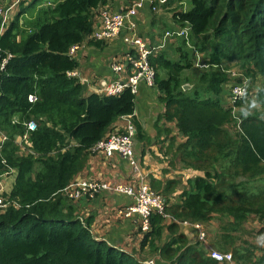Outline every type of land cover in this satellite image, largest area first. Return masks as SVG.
Listing matches in <instances>:
<instances>
[{
	"label": "trees",
	"instance_id": "16d2710c",
	"mask_svg": "<svg viewBox=\"0 0 264 264\" xmlns=\"http://www.w3.org/2000/svg\"><path fill=\"white\" fill-rule=\"evenodd\" d=\"M110 1L57 0L27 16L38 0H22L0 34V136H8L0 140V174L16 171L12 190L4 194L12 204L0 210V264H147L151 258H137L96 237L95 216L77 214L62 191L89 165L97 153L93 147L113 124L135 112L130 88L119 95L87 94L80 79L70 75L80 65L70 47L88 39L95 10ZM168 1L169 6L189 2L188 9L177 4L169 11L176 25L191 30L188 38L174 37L179 58L169 56L167 48L150 57L165 105L156 123L162 118L175 123L184 137L177 146L180 161L202 174L188 178L174 202L176 180L152 177L151 187L163 192L167 212L179 221L218 219L219 227L209 235L213 248L232 252L238 264H264V247L249 238L246 226L253 215L264 219V115L255 109L234 116L244 98L226 104L230 83L264 78V0ZM88 41L97 48L106 45ZM201 55L203 66H196ZM232 63L240 76L228 73ZM31 94L37 101H29ZM258 98L264 106V87ZM30 119L38 128L30 133L32 153L23 154L15 140ZM136 127L137 137L146 139ZM165 130L160 143L164 147L169 141L172 148L175 130ZM150 224L140 248L151 251L158 264H216L178 224L166 223L158 213L151 214ZM257 234L263 240L264 228Z\"/></svg>",
	"mask_w": 264,
	"mask_h": 264
},
{
	"label": "built area",
	"instance_id": "2783aa9c",
	"mask_svg": "<svg viewBox=\"0 0 264 264\" xmlns=\"http://www.w3.org/2000/svg\"><path fill=\"white\" fill-rule=\"evenodd\" d=\"M21 1L13 0L11 2L10 0H6V3H9L7 6L0 5V34L10 23L12 12ZM155 1L158 2L157 5ZM167 2L168 0H136L127 5V8L120 11L114 10L111 5L100 6L95 10L94 30L88 39L108 42L122 36L127 48L125 56L112 58L110 68L114 74V78L103 80L96 88V93L119 95L125 89L130 88L137 95L141 84H145L148 88L156 87V70L151 64L150 57L164 49L167 39L174 37L188 38L191 29L189 26H178L172 30H167L164 34V39L160 43L149 44L145 36L139 32L136 16L146 6H151V8L156 10ZM85 41L72 45L69 49V55L75 57L78 51L83 48ZM11 55L8 54L3 58L1 68L6 66ZM199 60L200 58H197V63ZM248 89L247 80H244L242 84L233 85L231 92L227 96L228 102H230L228 105H234L237 100L246 97L249 94L247 93ZM37 99L36 95H29L30 102H35ZM238 121L240 123L239 119ZM25 124L27 131L17 136L15 143L21 150L19 152L30 154L32 153V150L29 149L30 133L38 128V124L35 119H30ZM6 139H8V136L1 134V141L4 142ZM137 141L134 115L122 116L118 122L113 124L106 137L97 142L93 150L102 153L106 158H110L117 153L127 160L132 167L133 180L123 183L118 180H106L95 177L73 179L62 190L66 197L72 200L73 203H76L84 197L96 198L102 192L126 194L131 196L134 201L128 207L116 208V214L121 218H132L138 215L141 220L140 229L142 234L151 228V214L158 213L168 223H176L180 228H192L195 232L192 242L199 243L216 264H238L232 252H222L212 247L209 233L206 231L203 223L179 221L167 212L165 196L151 187L149 183L150 179L143 171L142 162L135 153ZM6 175H8V172L0 174V210H4L12 204V201L6 199L4 196V178ZM147 264H157V261L154 257H151L147 260Z\"/></svg>",
	"mask_w": 264,
	"mask_h": 264
},
{
	"label": "crops",
	"instance_id": "0c3cea01",
	"mask_svg": "<svg viewBox=\"0 0 264 264\" xmlns=\"http://www.w3.org/2000/svg\"><path fill=\"white\" fill-rule=\"evenodd\" d=\"M55 1L57 0H49L48 3L54 4ZM2 2L6 3V0H2ZM167 3L160 7V10L162 11L153 18L149 16L150 6H146L144 10H140L136 16L139 32H142L141 34L145 36L149 44L160 43L164 39V34L167 30L178 27V25L174 24L172 13L169 11L173 5L169 6ZM108 4L117 11L127 8V5H129L127 0H111ZM42 5L43 4H39V6ZM160 26L164 29H159ZM166 26L171 28L166 29ZM88 40L89 39L85 41L82 50L78 51L79 67L71 72V75L77 76L85 85L87 94L95 92L96 88L103 80L114 78V74L110 68V62L112 58L125 56L127 51L122 36L106 42V45L103 48L95 47L93 44H90ZM167 51L169 56H171L174 51L172 43H168ZM159 96L160 92L157 87L148 88L145 84H141L139 92L136 95L134 123H136L135 126L141 127L140 130L147 137L146 139L141 138L138 134L135 153L139 156L142 164L146 167L150 179L154 177L164 182L168 179H174L177 181L176 178L171 176V173L174 172L172 171L171 166L163 169L166 161L163 160V155L156 147L161 139H164L168 133L165 129L170 128L175 130V123L166 121L164 118L156 123L158 116L165 111V105L159 99ZM116 122H118V120ZM158 128H160V132H158ZM178 134L179 133L175 130L171 135L174 136ZM162 169L163 171H161ZM184 172L185 171H183V175L185 176ZM193 174L194 172L190 175ZM84 177L118 180L123 183L133 180L132 169L129 162L117 153L110 158H106L100 152L94 154L92 159H90L89 165L80 172L75 179ZM187 178H190V176ZM15 179V170L5 176V193L9 189H12ZM178 181L180 182V180ZM184 184L183 188L187 186V182H184ZM7 186H9L8 190H6ZM177 192L178 189L174 194ZM133 201V198L126 194L102 192L94 199L84 197L74 203V205L76 207V213L80 216L88 217L91 214L95 216L93 230L95 234L100 233L103 236L100 239H104L109 244L117 245L123 250L130 252L138 249L140 251V243L143 236L140 229L141 220L138 215H135L132 218L118 217L116 214V208L128 207ZM181 231L189 237L190 241L193 240L195 232L192 228L181 227ZM165 236L168 237V233H166Z\"/></svg>",
	"mask_w": 264,
	"mask_h": 264
},
{
	"label": "rangeland",
	"instance_id": "374dc122",
	"mask_svg": "<svg viewBox=\"0 0 264 264\" xmlns=\"http://www.w3.org/2000/svg\"><path fill=\"white\" fill-rule=\"evenodd\" d=\"M10 1L12 2L13 0H10ZM48 2H49V0H38L36 8L30 10L29 13L27 14V16L35 15V13L37 12V10L41 7V6H39V4H43L42 6H47V5L50 4ZM8 4L9 3H5V2H2V0H0V5H2V6L3 5H6L7 6ZM177 4H182V7L184 9H188L190 7L189 2H186L184 4L183 3H174L173 6H177ZM22 7H23V5H22ZM22 7L19 6V5L15 6L14 11L12 12V16L11 17H13L14 14L16 12H18V10H20ZM161 11L162 10H160V8L154 10L150 6L149 7V13H150L149 16L151 18H153L154 16H157ZM23 19H25V17H23ZM172 20H173V18H172ZM159 29L163 30L164 28H162V26H160ZM168 43H174V38H170V39L167 40V44L164 47V49L167 48ZM174 46H175V48L177 47L176 45H174ZM176 55L178 57L177 51H176V53H175V51H173L172 54H171V57H174ZM202 59H203V57L201 55V58H200L198 64H196V66H201V67L203 66V64L201 63L202 62ZM198 70H200V69H198ZM228 73H230V75H232L233 77H238L241 74L239 72V69L237 67H235L233 63L229 67ZM247 83L250 86V88L248 89L249 90V94L246 97H244L245 100L242 102V105L240 107H236V106L234 107V109H233V115L234 116H239V113L238 112H240V114L250 113V112H252L255 109H259L263 113V115H264V106H262V104L260 103L259 98H258V91H259V89H261V88L264 87V78L258 76L257 78H255L253 80V82H251L250 79H248L247 80ZM191 84L192 83H190V85ZM232 84H233V82L230 83L229 86H232ZM229 86H228V89H229V91H231L232 88L229 87ZM191 87H192V85H191ZM227 103L230 104V102H228V99H226V104ZM175 129H176V127H175ZM175 137H176V140H175V143H174V145H173L172 148L170 147L171 142H169V141L164 145V147L162 146L161 143H158V145L156 146L159 149V151L161 152V154L163 155V160L166 161L164 163L165 167H163V169L164 168H167L168 166H171L172 171H174V172L171 173L172 174L171 176H173V178H176L177 179V184H176L177 185V188H176V190L178 189V192L175 193V194L173 193V195L171 196V202H174L175 201V198H176V195H178L185 187H187V186H185L183 188V186L185 185L184 182H187V179H188L187 177L188 176L194 177L196 175H201L202 174L201 171L184 168V165H183L182 161H180V159H179V154L176 153L177 152V146H178L179 143H181L184 140V137L181 134H178ZM179 139H182V140H179ZM162 148H164V149H162ZM161 160H162V158H161ZM171 163L173 164V166L171 165ZM141 165L143 166L144 173L147 174V177L149 178V173H148L146 167L144 166V164H141ZM163 169L161 171H163ZM183 171H185L184 172L185 176L183 175ZM192 172H194V174L193 175H190V174H192ZM159 173H161V172H159ZM178 180H180V182ZM8 189H9V186L6 187V190H8ZM11 190L9 189L5 194H9V192ZM155 191H157V190H155ZM157 192L163 194V192H161V191H157ZM89 199H92V198H89ZM254 216L255 215L251 216L250 219L246 222L247 228L249 229V231L252 232V234L250 235L249 238L254 243H256L261 248H263L264 247V239L261 240V238L258 237L259 235L257 234V231L264 228V219H262L260 217H257V216L254 217ZM93 224H92V229H93ZM219 224H220L219 220L218 219H215V220H212V221L204 224V227H205L206 231L209 233V235L212 236V231L215 230V229H217L219 227ZM180 230H181V228H180ZM93 232H94V230H93ZM95 236L98 237V238L103 237L100 233L99 234L98 233L95 234ZM210 236H209V239H210ZM164 238H168V237L165 236ZM148 251L149 250L147 248L143 249V251L140 248V251L138 249V250H135V251H130L129 253L133 254L135 257L140 258V259H145L148 255H150L151 257H154L153 253L150 251L149 254H148Z\"/></svg>",
	"mask_w": 264,
	"mask_h": 264
},
{
	"label": "water",
	"instance_id": "95a60500",
	"mask_svg": "<svg viewBox=\"0 0 264 264\" xmlns=\"http://www.w3.org/2000/svg\"><path fill=\"white\" fill-rule=\"evenodd\" d=\"M190 87H191L190 84H186V85H184V88H185V89H189Z\"/></svg>",
	"mask_w": 264,
	"mask_h": 264
},
{
	"label": "clouds",
	"instance_id": "9594fccd",
	"mask_svg": "<svg viewBox=\"0 0 264 264\" xmlns=\"http://www.w3.org/2000/svg\"><path fill=\"white\" fill-rule=\"evenodd\" d=\"M14 169H11L9 172H12ZM9 174V173H8ZM131 205V204H130ZM142 234V233H141ZM143 235V234H142Z\"/></svg>",
	"mask_w": 264,
	"mask_h": 264
}]
</instances>
